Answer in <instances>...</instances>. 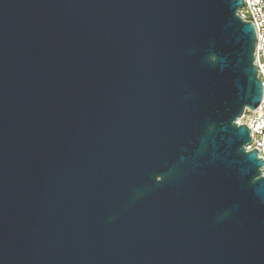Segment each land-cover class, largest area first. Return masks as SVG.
I'll return each mask as SVG.
<instances>
[{
	"label": "water",
	"instance_id": "water-1",
	"mask_svg": "<svg viewBox=\"0 0 264 264\" xmlns=\"http://www.w3.org/2000/svg\"><path fill=\"white\" fill-rule=\"evenodd\" d=\"M243 6L0 0V264H264Z\"/></svg>",
	"mask_w": 264,
	"mask_h": 264
},
{
	"label": "built area",
	"instance_id": "built-area-1",
	"mask_svg": "<svg viewBox=\"0 0 264 264\" xmlns=\"http://www.w3.org/2000/svg\"><path fill=\"white\" fill-rule=\"evenodd\" d=\"M244 6L238 12V16L244 22L254 25L257 41L254 63L258 69V78L262 82L264 94V0H243ZM238 124H244L251 131L252 144L247 151L256 149L258 157L264 160V96L260 106L254 111H246L238 120ZM264 176V168L261 170Z\"/></svg>",
	"mask_w": 264,
	"mask_h": 264
}]
</instances>
